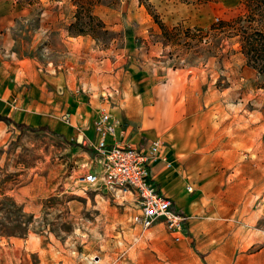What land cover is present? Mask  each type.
Wrapping results in <instances>:
<instances>
[{
  "label": "rangeland",
  "instance_id": "rangeland-1",
  "mask_svg": "<svg viewBox=\"0 0 264 264\" xmlns=\"http://www.w3.org/2000/svg\"><path fill=\"white\" fill-rule=\"evenodd\" d=\"M165 1L17 0L31 10L14 34L19 49L36 62V77L17 92L27 103L49 102L46 114L9 111L14 82L0 79V115L33 126L41 122L38 116L51 118L58 99L49 82L70 64L79 68L70 96L88 93L90 55L98 58L106 49L120 64L128 36L119 23L130 22L134 44L146 37L142 51L158 42L166 65L204 69L206 87L222 93L207 116L221 121L217 134L235 137L237 158L206 156L209 166L185 169L178 184L161 183L162 194L177 201L174 211L184 224L172 231L160 216L144 228L135 219L140 207L133 197L77 182L94 165L90 146L0 121V264H264V85L245 64L239 32L242 25L263 28L264 22L258 16L246 21L242 0L226 9L218 0H176L185 8L175 25L173 13L159 3ZM41 9L47 11L45 22L39 21ZM43 23L52 26L42 33L37 28ZM79 30L88 34L76 35ZM67 36L84 38L76 53Z\"/></svg>",
  "mask_w": 264,
  "mask_h": 264
},
{
  "label": "crops",
  "instance_id": "crops-1",
  "mask_svg": "<svg viewBox=\"0 0 264 264\" xmlns=\"http://www.w3.org/2000/svg\"><path fill=\"white\" fill-rule=\"evenodd\" d=\"M218 1L222 3L224 9L238 2ZM159 3L161 7L173 13L170 14L171 24L176 25L182 21L176 14L182 12L185 7L176 0ZM30 7V4H21L17 0H0V79L14 82L11 84L12 87L9 86V111L19 107L33 115L46 114L48 100L41 105H36L33 99L27 103L26 97H21L17 92L24 81L36 77L35 60L30 54L26 55L19 49L14 34L20 19L28 18ZM157 8L159 9L158 6ZM46 12V9L40 10L39 21L45 22ZM54 21H56L54 17L48 20L49 23ZM119 25L127 31L128 36L122 41L123 58L119 64L117 56L111 55V51L106 49L98 52L101 54L98 58L94 55L96 52L91 54L92 60L88 61L91 71L87 74L85 72L86 77L90 75L92 79V85H88V93L70 96L75 86L74 76L79 74L78 66L70 64L66 72L57 71L49 82L52 86L51 91L58 99L51 118L38 116L36 118L41 122L38 121V124L33 126L28 122L15 121L10 114L0 116L33 127L47 126L64 139H72L92 148L97 139L93 122L101 111H107L120 121L114 135L107 138L109 143H127L142 150L153 140L163 142L162 155L170 166L167 167L165 161H158L152 167L154 182L161 192L164 191L161 183L178 184V181H181L180 173H185V169L209 166L205 160L206 156L225 153L224 155H229V158H237L238 146L235 137L231 134L224 136L217 134L221 121L216 123L213 117L207 116V110L216 104L218 93L219 95L222 93L212 88L210 84L208 88L206 87L204 69L193 66L173 68L166 65L162 60L163 56L159 55L161 50L158 42L150 44L147 51H142L141 45L147 42L146 37H141V44H134L132 24L128 22ZM51 26L43 23L37 30L43 33ZM139 29L142 30V27ZM83 39L67 36L65 41L71 44L70 49L73 48L71 51L76 53L78 47L82 46ZM85 41L89 42L87 39ZM245 68L243 66L242 69ZM2 82L0 80V83ZM84 86L87 87L86 83ZM40 87L45 94V81L41 82ZM35 106L37 109H33ZM226 140L229 145H217ZM91 148L89 149L92 150ZM170 198L176 205L177 201L173 196Z\"/></svg>",
  "mask_w": 264,
  "mask_h": 264
},
{
  "label": "built area",
  "instance_id": "built-area-1",
  "mask_svg": "<svg viewBox=\"0 0 264 264\" xmlns=\"http://www.w3.org/2000/svg\"><path fill=\"white\" fill-rule=\"evenodd\" d=\"M119 125V119L109 112L101 111L98 114L93 122L97 135L92 147L94 165L77 182L82 186L104 188L121 199L133 197L140 207V214L135 219L144 228L150 227L156 218L164 216L166 227L179 231L185 218L174 211L172 199L162 194L152 172L156 162L165 161L162 155L163 142L153 140L142 150L127 143H109L107 138L114 135ZM166 166L169 167V163L166 162ZM186 190L191 191V187L186 186Z\"/></svg>",
  "mask_w": 264,
  "mask_h": 264
},
{
  "label": "trees",
  "instance_id": "trees-1",
  "mask_svg": "<svg viewBox=\"0 0 264 264\" xmlns=\"http://www.w3.org/2000/svg\"><path fill=\"white\" fill-rule=\"evenodd\" d=\"M242 4H245L247 8L246 21L253 20L254 16H258L264 22V0H242ZM249 8V9H248ZM77 15V12L76 14ZM77 19V18H76ZM89 19L93 20L94 16L89 15ZM242 21V17L237 18L233 23H238ZM227 23L220 22L219 25L223 26ZM162 29V28H161ZM188 32V30H186ZM241 33V53L245 58L246 66L251 67L257 73V75L262 79L264 85V26L263 28H255L251 26L242 25L239 29ZM88 34L83 30H79L76 35ZM0 121L6 124H12L19 129H24L27 131L37 132V131H47L52 135H56L60 138L64 137L62 135L52 132L47 126H30L23 123H17L12 121L9 117L0 116Z\"/></svg>",
  "mask_w": 264,
  "mask_h": 264
}]
</instances>
